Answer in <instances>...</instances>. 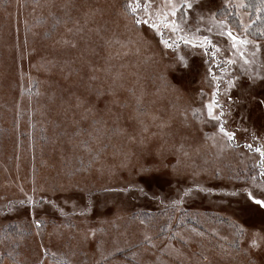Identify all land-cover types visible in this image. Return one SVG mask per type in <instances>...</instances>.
<instances>
[{"label":"rangeland","instance_id":"374dc122","mask_svg":"<svg viewBox=\"0 0 264 264\" xmlns=\"http://www.w3.org/2000/svg\"><path fill=\"white\" fill-rule=\"evenodd\" d=\"M136 2L0 0V264H264V38L243 0Z\"/></svg>","mask_w":264,"mask_h":264},{"label":"snow or ice","instance_id":"6c2138e0","mask_svg":"<svg viewBox=\"0 0 264 264\" xmlns=\"http://www.w3.org/2000/svg\"><path fill=\"white\" fill-rule=\"evenodd\" d=\"M185 6L187 8H191L192 7V3L191 0H184ZM168 4L170 5V15L175 17L176 16V5L174 3H172V0H168ZM261 6L264 7V0H261ZM129 10L135 14L137 12V10L141 9V3L140 0H137V2L133 5V4H129L128 5ZM143 10L145 12V14H149V4L145 3L143 5ZM158 21V22H157ZM135 23L140 24V23H149V20H141L139 18L135 19ZM221 24H224V21L221 20L220 21ZM169 26H171V31L172 32H176L179 30V25L176 23L175 20H169L168 19V14H158V17L156 20H152L151 22V27L157 30V33H160V29L161 27L164 28H168ZM224 34V33H222ZM264 34V33H262ZM226 35L234 42L233 43V47L235 48L237 46V43L239 44H246L247 40L246 39H241L240 37L233 35V33L231 31H227ZM204 40L208 43H210V41H207V38L205 37ZM162 43L165 44L166 47H171L172 45L168 43V41L166 40H161ZM186 43H188L189 41H185ZM182 59V58H181ZM247 63V61H245ZM229 86L231 87L232 84L231 82H229ZM216 100H215V93H214V99L212 101V103H210L207 107H208V116L211 119L217 120V121H221V118L223 117L224 113L221 112L219 115H214L213 113V106L216 104ZM220 132L224 134V136L227 138L228 141L233 140L234 138V133L229 132L226 130V128L224 127L223 122H221L220 124ZM255 138V137H254ZM248 147H252L251 145H247ZM256 152L260 153L261 156V167L262 169H264V149L257 147L255 149ZM261 175L264 176V171H261ZM246 194H247V198L248 200L252 201L254 204L258 205L261 208H264V199H258L256 196L253 195V193L251 191H249L248 189H244L243 190ZM232 195H236L237 193L233 192L231 193ZM21 204L24 203V201L20 202ZM28 203L29 204H34V201L32 200L31 197L28 198ZM176 203H179V201H177ZM62 211V210H61ZM35 223L37 225H39L41 223V221L36 220ZM91 234L94 236L95 235V230H90ZM245 229L243 227H238V234L243 237L245 234ZM85 239H87V234L85 235ZM145 240L150 241V238L145 236ZM258 240H264V236H261L259 234H254L251 237V242H250V247L251 248H258L260 247V244L258 243ZM119 250V249H118ZM45 255H47V250L45 249ZM53 255H55V253H53ZM38 264H44V261H39ZM64 264H71L70 261H64Z\"/></svg>","mask_w":264,"mask_h":264},{"label":"trees","instance_id":"16d2710c","mask_svg":"<svg viewBox=\"0 0 264 264\" xmlns=\"http://www.w3.org/2000/svg\"><path fill=\"white\" fill-rule=\"evenodd\" d=\"M243 9L248 11L250 16L253 17V23L249 27V33L254 35L261 33V39L264 38V7L261 6V0H243V4L241 6ZM230 11V14H229ZM216 13L219 15L220 13L223 14V16L226 14V21L228 23H234L241 24L240 20H238L236 16H234V8L233 6L227 7V6H221L216 9ZM234 26V27H235ZM238 27V26H236ZM260 36V35H258Z\"/></svg>","mask_w":264,"mask_h":264}]
</instances>
